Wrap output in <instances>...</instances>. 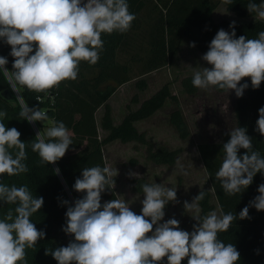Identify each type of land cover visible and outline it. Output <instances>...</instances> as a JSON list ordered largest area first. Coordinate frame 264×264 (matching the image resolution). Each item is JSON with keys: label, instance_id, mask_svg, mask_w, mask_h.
Segmentation results:
<instances>
[{"label": "clouds", "instance_id": "clouds-1", "mask_svg": "<svg viewBox=\"0 0 264 264\" xmlns=\"http://www.w3.org/2000/svg\"><path fill=\"white\" fill-rule=\"evenodd\" d=\"M230 2V0H228ZM249 12H257L264 19V4L248 5ZM135 14L129 12L127 0H0V38L11 46L12 75L8 77L12 90L18 94L20 116L29 124L49 119L37 107L29 108L17 85L41 93L58 87L62 81L76 80L81 61L94 65L103 48L102 33H124L130 30ZM231 32L219 29L202 59L211 67L194 73L192 84L207 89L215 86L234 90L242 97L249 87L264 82V31L258 39L236 37L235 22ZM195 47V42H192ZM7 58L0 56V69L8 73ZM41 101V97H37ZM39 105V103L37 104ZM31 113V115H29ZM6 112H0L4 118ZM257 131L264 135V107L258 110ZM45 137L37 132L32 151L42 163H56L62 159L73 141L62 121L54 122ZM16 127L7 128L0 119V177L18 176L29 171L22 161L27 159L26 145ZM230 140L223 145L224 159L216 173L224 191L233 195L251 185L257 173L264 174V158L252 151V139L245 128H235ZM247 150L238 156L240 149ZM10 149H18L13 156ZM251 152V155L248 153ZM59 173L60 169H55ZM117 172L99 165L85 168L74 189L84 193L68 207L67 226L62 230L74 236V241L51 252L58 264H236L240 253L233 244L225 245L217 239L227 231L234 219L231 213L218 216L216 212L194 218L199 222L191 232L180 227V221L164 220L165 206L180 203L177 189L162 184H144V198L140 214L126 200L111 199L101 203L102 193L115 184ZM259 196L253 201L258 211H264V184L258 187ZM204 198L201 192L193 203L184 202L185 209H196ZM0 200L15 204L0 219V264H27L26 248L34 247L45 237L38 231L31 217L38 212L44 198H34L27 185L17 187L0 184ZM68 204L67 200L63 201ZM248 216L245 207L240 217ZM166 258V259H165Z\"/></svg>", "mask_w": 264, "mask_h": 264}, {"label": "trees", "instance_id": "trees-1", "mask_svg": "<svg viewBox=\"0 0 264 264\" xmlns=\"http://www.w3.org/2000/svg\"><path fill=\"white\" fill-rule=\"evenodd\" d=\"M221 2L225 4L226 10L245 18L256 13L249 12L248 5L259 7L263 0H127L129 12L136 16L130 30L124 33H102L103 48L99 52L98 62L92 65L81 61L76 80L62 81L58 87L41 93L17 85L19 94L29 108L37 107L48 114L47 121L33 124L20 116L18 94L12 90L8 79L12 75L13 57L9 54L11 46L0 38V56L7 58L6 67L9 70L5 74L0 69V110L6 112L3 119L6 127H16L21 132L20 139L26 145L27 154V159L22 162L29 169L27 173L18 176L4 174L0 177V184L9 187L27 185L34 198H44L42 208L33 214L31 220L38 231L45 233V237L34 247L26 248L27 264H58L51 252L74 241L73 235L62 230L67 226L68 207H75V201L84 195L77 192L74 185L78 178H83L85 168L97 165L106 167L103 154L105 144L114 140L122 143L137 142L146 146L147 158L153 162L174 163V151L164 147L153 150L145 132L138 130L135 125L137 121L151 116L167 98L176 99L170 93L168 84L144 99L136 109L127 112L120 122L114 123L107 100L115 87L109 86V83L121 85L129 81L132 67H136V64L138 74L143 75L170 63L183 39L195 42L197 50L205 54L219 29L232 31L229 27L232 21H215L213 17V11ZM262 31L264 20L235 22L237 38L244 35L248 39H258ZM246 79L249 87L242 97L237 98L234 108L236 128H245L246 134L252 139V151L264 158V135L256 130L258 110L264 107V82L258 89H253L250 78ZM136 85L144 88V79H138ZM38 96L41 97L40 102L37 101ZM100 108H103V112L98 121L96 112ZM57 121L65 124L73 143L66 155L56 163H42L38 153L32 151V143L36 140L37 132L48 142L47 129ZM170 122L181 138L187 137L186 123L178 109L171 111ZM99 128L106 131L103 137L100 136ZM230 133H222L220 141L200 142L196 146L211 193L222 215L231 213L234 216L229 229L219 232L217 239L225 245L233 244L236 247L240 253L236 264H264V211H258L253 205L255 198L260 195L258 187L264 184V174L257 173L251 185L242 187L240 192L233 195L224 191L221 181L216 177L225 155L223 145L230 140ZM10 151L15 157L18 149ZM246 151L241 148L238 156ZM248 154L251 155V152ZM57 168L60 169L59 173L55 171ZM130 182L131 191L139 193H143L144 184L151 185L143 177H133ZM109 187L110 190L101 194L102 204L107 200L118 199L114 184ZM201 192L204 198L197 202L199 222L213 209L207 189L198 190L195 197ZM65 200L69 203L64 204ZM15 207V204H6L0 200V219L9 209H12L15 216ZM245 207H248V216L241 218L240 213ZM195 222L199 223L196 219ZM182 264H187V260Z\"/></svg>", "mask_w": 264, "mask_h": 264}, {"label": "rangeland", "instance_id": "rangeland-1", "mask_svg": "<svg viewBox=\"0 0 264 264\" xmlns=\"http://www.w3.org/2000/svg\"><path fill=\"white\" fill-rule=\"evenodd\" d=\"M261 4H264V0ZM213 17L215 21L226 19L237 23L264 20L257 12L250 17H238L226 10L223 2L213 11ZM191 44V40L183 39L173 60L158 69L139 75L136 64V67H132L129 81L121 85L109 83V86L115 87V91L107 100L114 123L120 122L127 112L136 109L144 99L168 84L170 93L175 95L176 99L167 98L151 116L137 121L135 125L138 130L145 132L153 150L164 147L174 151V163L153 162L147 158L146 146L137 142L122 143L114 140L103 146L106 167L117 172V175L112 177L115 180L117 198L126 200L138 214L142 208L144 193L131 191V178L143 177L150 184L159 183L177 189V199L180 203L169 202L165 206L164 220L175 218L180 221V227L189 232L193 230V225L198 224L194 217L199 212L196 209H185L184 202L193 203L196 192L200 189L209 191V200L213 204V209L207 215L214 211L218 216H222L211 193L196 146L200 142L220 141L222 133L231 132L236 128L234 108L238 98L234 90H222L215 86L200 89L193 86L194 73L202 72L204 68L211 66L202 59L204 54ZM138 79H144V88L136 85ZM245 81L246 78L241 83ZM175 109L180 111L186 123V138H181L170 122V113ZM102 112L103 108L96 112L98 121ZM99 133L103 137L106 131L99 128Z\"/></svg>", "mask_w": 264, "mask_h": 264}, {"label": "water", "instance_id": "water-1", "mask_svg": "<svg viewBox=\"0 0 264 264\" xmlns=\"http://www.w3.org/2000/svg\"><path fill=\"white\" fill-rule=\"evenodd\" d=\"M0 112H3V111H1V110H0ZM0 119H2V120H3L4 118H0Z\"/></svg>", "mask_w": 264, "mask_h": 264}]
</instances>
